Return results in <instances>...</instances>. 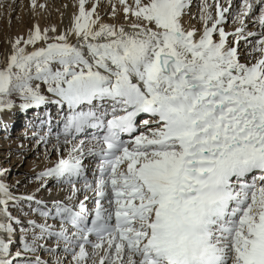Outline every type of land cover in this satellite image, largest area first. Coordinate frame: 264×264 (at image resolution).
<instances>
[{"label": "snow or ice", "instance_id": "6c2138e0", "mask_svg": "<svg viewBox=\"0 0 264 264\" xmlns=\"http://www.w3.org/2000/svg\"><path fill=\"white\" fill-rule=\"evenodd\" d=\"M28 7L0 115L35 112L45 166L0 167V264H264V0Z\"/></svg>", "mask_w": 264, "mask_h": 264}, {"label": "bare ground", "instance_id": "6f19581e", "mask_svg": "<svg viewBox=\"0 0 264 264\" xmlns=\"http://www.w3.org/2000/svg\"><path fill=\"white\" fill-rule=\"evenodd\" d=\"M70 2L71 0H47L49 5L48 10L37 16L35 19L39 21L41 26L52 23L59 24L60 14L57 9L59 8L61 11H65L61 8V5ZM28 4L29 0H14L12 10L14 15H16V22L19 21L20 23L18 24V29L16 30L18 32L15 33H24L33 22V17ZM23 12L25 14H22ZM70 13V8L65 11V23H67ZM1 42L6 53L7 45L5 44V41L3 42L2 40ZM49 110L52 115H55L54 109L50 108ZM34 117V111H30L28 114H25L19 112L18 110L0 115V120L9 126L8 138L5 139V133L2 125H0V167L9 169L10 175L8 176V182L10 184L14 183L16 180H20L21 184L18 186L19 193H30L34 191L35 185H29L26 183V177H31L33 175V169H35V171H39L45 166L42 155L44 149L42 147L35 146L34 141L30 138L33 129L28 127V125ZM16 127L19 128L13 131ZM25 133H27L29 139H25ZM20 145H23V147L21 148ZM53 195H56V193H53ZM41 197L46 200L49 199L48 193L44 191L38 194V198Z\"/></svg>", "mask_w": 264, "mask_h": 264}, {"label": "rangeland", "instance_id": "374dc122", "mask_svg": "<svg viewBox=\"0 0 264 264\" xmlns=\"http://www.w3.org/2000/svg\"><path fill=\"white\" fill-rule=\"evenodd\" d=\"M13 3H14V0H0V4L4 5V7L0 8V59L3 58L4 53H5V49L3 48V44L1 41L3 40V42H4L7 37H11V36H14L16 34L18 35V33H15V32H18L16 30L18 29L17 26L20 23H19V21L16 22V19H15L16 15H14L13 10H12L13 9ZM8 5H12L11 10H9ZM22 14H25V13L23 12ZM22 26H23V24H22ZM19 33L21 34V32H19ZM7 35H9V36H7ZM19 127L14 128L13 131ZM21 127H22V125H21ZM29 185H32V184H29Z\"/></svg>", "mask_w": 264, "mask_h": 264}]
</instances>
